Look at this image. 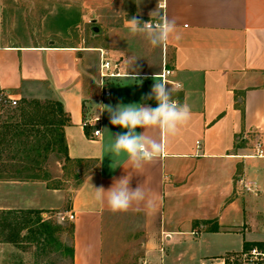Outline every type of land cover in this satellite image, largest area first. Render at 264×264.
Segmentation results:
<instances>
[{
  "label": "crops",
  "instance_id": "0c3cea01",
  "mask_svg": "<svg viewBox=\"0 0 264 264\" xmlns=\"http://www.w3.org/2000/svg\"><path fill=\"white\" fill-rule=\"evenodd\" d=\"M98 11L100 33L111 35L107 43L71 46L51 40L0 48V90L21 97L32 85L61 102L70 121L63 129L68 157L95 161L73 190L48 188L42 181H0V209L73 214L66 220L73 229L70 264H106L104 228L113 235L115 222L123 218L135 220L139 239L134 241L141 244L144 264H222L245 243L264 247V211L252 213L238 198L246 192L239 178L251 184L249 193L264 196V158L247 157L264 134V0H119L111 15ZM154 11L175 21L179 39L173 36L153 48L142 35L130 34L132 17L158 20L150 16ZM100 51L119 74L106 80L107 97L98 85ZM163 65L172 72V98L189 106L190 120L175 136L137 128L164 145L163 153L140 170L125 159L113 169L110 154L99 162L111 134L127 129L114 126L107 111L96 122V105L155 108L154 99L143 98ZM96 128L100 134L94 137ZM249 167L255 169L252 178ZM125 176L146 198L114 213L107 193L98 200L95 188L107 191ZM227 237L237 245L226 244ZM6 246L0 243V264Z\"/></svg>",
  "mask_w": 264,
  "mask_h": 264
},
{
  "label": "rangeland",
  "instance_id": "374dc122",
  "mask_svg": "<svg viewBox=\"0 0 264 264\" xmlns=\"http://www.w3.org/2000/svg\"><path fill=\"white\" fill-rule=\"evenodd\" d=\"M118 6L119 0H0V48L14 45H47L51 40H55L58 44L71 46L107 43L111 35L95 34L91 31V27L104 26L100 21L101 16L98 11L100 8L111 15L114 7ZM141 41L149 43L145 38H142ZM153 81L155 82V80ZM27 88L23 90L21 97L15 95L14 98L17 99L15 107L0 104V126L19 121L17 108L22 104V99L40 101L52 99L47 92L35 90L32 85ZM2 147L5 148V145ZM13 156H15L14 145L0 152V163L7 165V175L18 176L13 165L22 166L25 163H18V160H14ZM32 156L34 155L32 154ZM18 159H21V156H18ZM21 160L26 162L25 159ZM62 163L64 162L60 152L48 153L42 164L49 174L50 179L47 184L61 185L67 190H73L79 180L74 174L82 176L84 170L79 169L80 171H78L75 166L64 170ZM254 172L255 169L249 167L248 177L255 176ZM260 172L262 173V170ZM56 176H61V178H55ZM4 194H8V192L6 191ZM1 195L0 188V197ZM67 197L68 202L69 194ZM238 198L245 202L248 210L252 213L264 211L262 193L257 192L256 196L249 192L238 193ZM61 215L64 216L54 210L41 214L42 218L60 227L59 230H55L54 241L27 240L17 246L8 244L9 246L2 248L6 254L3 264H70V256L67 251V248L70 247V223L66 220L61 221ZM114 226L113 235L111 228L108 226L104 228L103 258L106 264H144L141 256V244L135 242L136 239H139L136 237L138 229L135 220L123 218L115 222ZM226 244L231 247L237 245L232 238H228Z\"/></svg>",
  "mask_w": 264,
  "mask_h": 264
},
{
  "label": "clouds",
  "instance_id": "9594fccd",
  "mask_svg": "<svg viewBox=\"0 0 264 264\" xmlns=\"http://www.w3.org/2000/svg\"><path fill=\"white\" fill-rule=\"evenodd\" d=\"M139 3L140 0H137V4ZM154 14L158 16V22L155 24L142 22L137 17H132L129 21L130 34L133 36L142 35L153 48L165 45L173 36L179 39L175 21L159 15L157 11L150 13V16L152 17ZM132 79H136L135 75L132 76ZM154 80L151 92L143 99H154L157 103L155 108L146 103L117 104L115 107L110 104L96 105V122L99 120L100 114L107 111L114 126L127 129L123 133L111 134L109 142L104 146V155L99 162H102L106 154H110L113 169L118 167L117 160L125 159L131 163L134 169L140 170L145 164L151 163L163 153L164 145L147 136L145 131L138 134L136 129L158 128L166 136H175L180 128L190 120L189 106L172 98L173 89L167 87V81L158 77H155ZM98 85L103 86V84ZM96 166L99 167L100 164L97 163ZM129 184V176L114 180L113 186L107 191L103 187L95 188L96 197L103 201L105 193H107V204L111 211L114 213L126 212L133 204H139L146 198L141 186L132 189Z\"/></svg>",
  "mask_w": 264,
  "mask_h": 264
},
{
  "label": "trees",
  "instance_id": "16d2710c",
  "mask_svg": "<svg viewBox=\"0 0 264 264\" xmlns=\"http://www.w3.org/2000/svg\"><path fill=\"white\" fill-rule=\"evenodd\" d=\"M6 105L9 106L8 104L2 106ZM17 111L18 122L0 126V152L14 145L15 156L13 159L18 160V163L25 164L22 166L13 165L18 176H9L6 173L7 165L0 163V181H42L47 183L50 179L49 174L42 164L48 153L52 151L62 154L64 170L75 166L78 171L83 169V175H85L94 167V160L70 159L68 157L63 129L70 121L61 102L53 99L45 101L22 99V104L17 108ZM3 145L5 148L2 147ZM18 156H21V159H25L26 162L18 159ZM74 175L79 178L78 186L82 182L83 175L79 176L76 173ZM46 185L48 188H56V186ZM41 214L40 210H0V243L17 246L27 240L54 241L55 230H59L60 227L42 218ZM72 230V225L69 224L70 236ZM251 245L260 246V244L245 243L243 247L247 249ZM67 251L72 257V247L67 248Z\"/></svg>",
  "mask_w": 264,
  "mask_h": 264
},
{
  "label": "built area",
  "instance_id": "2783aa9c",
  "mask_svg": "<svg viewBox=\"0 0 264 264\" xmlns=\"http://www.w3.org/2000/svg\"><path fill=\"white\" fill-rule=\"evenodd\" d=\"M159 8H163V4L158 5ZM158 20L149 21L150 24L157 23ZM171 70L165 67V65L162 66V70L159 74H157L156 77L164 79L167 81L168 85L172 84L170 80ZM118 72L116 71V66L110 63V61L105 57V54L100 51V63H99V80L100 84H103V96L107 97L109 96V91L106 88V80L108 78H112L115 76H118ZM167 85V87H168ZM0 104L5 105L8 104L11 107H15L17 105V99L14 98L10 92L1 90L0 91ZM96 121V118L94 119ZM100 120V118H99ZM97 120V122H99ZM100 129L96 128L93 130L92 135L94 137L99 136ZM247 157L251 158H264V134H260L253 142V146L251 148V152L247 155ZM238 182L243 187V190L246 192H253V189L251 187V184L243 180L242 178H239ZM44 216L46 214L44 213ZM73 214H69L67 216H60V220H69L71 221L73 219ZM222 264H264V247H260L257 245L251 246L247 249H243L240 252L237 253H231L222 258Z\"/></svg>",
  "mask_w": 264,
  "mask_h": 264
},
{
  "label": "water",
  "instance_id": "95a60500",
  "mask_svg": "<svg viewBox=\"0 0 264 264\" xmlns=\"http://www.w3.org/2000/svg\"><path fill=\"white\" fill-rule=\"evenodd\" d=\"M91 31H92L93 33H95V34L100 33V30H99L98 27H96V26H92V27H91Z\"/></svg>",
  "mask_w": 264,
  "mask_h": 264
}]
</instances>
